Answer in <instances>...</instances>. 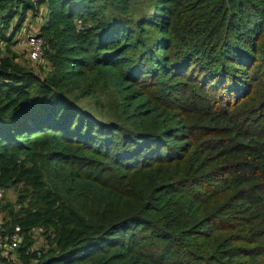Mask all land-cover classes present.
<instances>
[{"label":"trees","instance_id":"16d2710c","mask_svg":"<svg viewBox=\"0 0 264 264\" xmlns=\"http://www.w3.org/2000/svg\"><path fill=\"white\" fill-rule=\"evenodd\" d=\"M40 8L43 60L0 56L7 264H264V0H0V39Z\"/></svg>","mask_w":264,"mask_h":264},{"label":"rangeland","instance_id":"374dc122","mask_svg":"<svg viewBox=\"0 0 264 264\" xmlns=\"http://www.w3.org/2000/svg\"><path fill=\"white\" fill-rule=\"evenodd\" d=\"M41 8L38 11H34V12L30 13L31 16L28 17L27 21L31 20L33 26H35L34 28H32L30 30L23 28L24 27L23 26L16 33L13 30L15 25H16V19L12 22V25H13L12 30L13 31L11 29L9 30L11 32L9 34V37L11 36V40L7 41L6 39H3V38L0 39V56L4 55V53H6L10 49L12 52L17 53L18 56L15 58L17 61H19L20 63H23L24 65H27L30 63L29 58H28L29 56H28V49H27L26 33H36L35 30H37L39 32V28H38L39 26H38V24H36L35 19L38 18L39 15L40 16L43 15V9H41ZM37 13H38V15H37ZM34 71L39 73L40 69L34 68ZM21 190H22L21 185L12 186L10 188H7L6 190H4L5 200L11 201L13 204H16L19 192ZM6 201H4L3 203H7ZM1 203H2V200L0 201V218L5 220V218H7L9 215V211H7L6 209L3 210L2 209L3 204H1ZM34 237L36 239V242H35L36 246H42L43 245V238L40 236V230H36L34 232Z\"/></svg>","mask_w":264,"mask_h":264},{"label":"built area","instance_id":"2783aa9c","mask_svg":"<svg viewBox=\"0 0 264 264\" xmlns=\"http://www.w3.org/2000/svg\"><path fill=\"white\" fill-rule=\"evenodd\" d=\"M28 56L32 61L43 60L44 37L39 33H26ZM4 197V189L0 188V201ZM5 220L0 218V264H7L8 259H17V250L20 248L24 232L20 225H15L10 231L4 226Z\"/></svg>","mask_w":264,"mask_h":264},{"label":"crops","instance_id":"0c3cea01","mask_svg":"<svg viewBox=\"0 0 264 264\" xmlns=\"http://www.w3.org/2000/svg\"><path fill=\"white\" fill-rule=\"evenodd\" d=\"M44 10H45V8H44ZM43 10V15L42 16H44L45 17V15H46V13H45V11ZM31 13V12H30ZM29 13V14H30ZM31 16V14L30 15H28V17H30ZM28 19V18H27ZM30 21V22H29ZM29 21H26V24L24 25V27L23 28H25V29H32V28H34L35 26H33V24H32V21L31 20H29ZM35 21H36V24H38V26H39V23H40V21H41V18L40 17H38V18H36L35 19ZM42 23H43V21H42ZM39 28V27H38ZM35 32H37L38 33V31L37 30H35Z\"/></svg>","mask_w":264,"mask_h":264},{"label":"water","instance_id":"95a60500","mask_svg":"<svg viewBox=\"0 0 264 264\" xmlns=\"http://www.w3.org/2000/svg\"><path fill=\"white\" fill-rule=\"evenodd\" d=\"M54 248L56 249V246Z\"/></svg>","mask_w":264,"mask_h":264}]
</instances>
